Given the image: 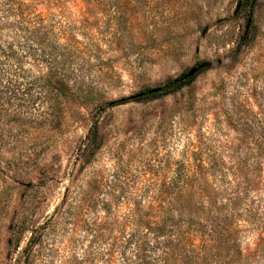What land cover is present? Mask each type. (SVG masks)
<instances>
[{"label":"rangeland","instance_id":"374dc122","mask_svg":"<svg viewBox=\"0 0 264 264\" xmlns=\"http://www.w3.org/2000/svg\"><path fill=\"white\" fill-rule=\"evenodd\" d=\"M37 9L58 54L0 58V264H118L114 220L167 185L196 187V235L214 189L240 186L236 264H264V0Z\"/></svg>","mask_w":264,"mask_h":264},{"label":"trees","instance_id":"16d2710c","mask_svg":"<svg viewBox=\"0 0 264 264\" xmlns=\"http://www.w3.org/2000/svg\"><path fill=\"white\" fill-rule=\"evenodd\" d=\"M43 1L0 0V58L11 59L14 51L10 46L17 40L47 56L58 54L51 18L37 9L38 2ZM186 81L170 83L166 88ZM214 191L216 198L209 205L208 218L204 221L210 230L201 235H196L195 186H164V198H153L147 211L140 203L128 209L114 220L116 229L112 239L118 264H212L205 257L212 251L218 253L223 244L227 245L228 264L241 261L243 250L239 244L236 212L242 188H215ZM197 239L200 245H196Z\"/></svg>","mask_w":264,"mask_h":264},{"label":"water","instance_id":"95a60500","mask_svg":"<svg viewBox=\"0 0 264 264\" xmlns=\"http://www.w3.org/2000/svg\"><path fill=\"white\" fill-rule=\"evenodd\" d=\"M204 67L203 64L200 65H196L192 68H190L186 73H184V75L182 77L179 78V80H175L174 82H178V81H185V80H191L193 79V77H195V75H197L199 73V71ZM162 89L161 88H153L147 91V94H155V93H159L161 92ZM145 93L143 94H139L138 96L141 97L143 96Z\"/></svg>","mask_w":264,"mask_h":264},{"label":"flooded vegetation","instance_id":"af4514ba","mask_svg":"<svg viewBox=\"0 0 264 264\" xmlns=\"http://www.w3.org/2000/svg\"><path fill=\"white\" fill-rule=\"evenodd\" d=\"M186 81V80H185Z\"/></svg>","mask_w":264,"mask_h":264}]
</instances>
